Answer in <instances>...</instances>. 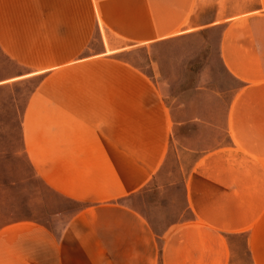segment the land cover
<instances>
[{
	"label": "crops",
	"instance_id": "crops-1",
	"mask_svg": "<svg viewBox=\"0 0 264 264\" xmlns=\"http://www.w3.org/2000/svg\"><path fill=\"white\" fill-rule=\"evenodd\" d=\"M198 10H211L202 27H220L219 66L237 82L223 118L190 120L224 132L206 148L176 146L186 121L153 74L118 57L149 46L153 63L157 45L193 35ZM0 48L33 64L19 77H39L22 121L28 163L83 205L57 232L1 227L0 264H264V0H0ZM171 156L180 210L160 226L142 191Z\"/></svg>",
	"mask_w": 264,
	"mask_h": 264
},
{
	"label": "rangeland",
	"instance_id": "rangeland-1",
	"mask_svg": "<svg viewBox=\"0 0 264 264\" xmlns=\"http://www.w3.org/2000/svg\"><path fill=\"white\" fill-rule=\"evenodd\" d=\"M210 16L211 10H208L202 19V10H198L200 25L192 28L193 35L157 45L153 63L149 46L118 55L144 68L149 75L153 74L160 83L159 92L164 102L175 115L180 114L174 118L186 121L176 129L180 140L176 146L181 143L206 148L224 139V132L218 128L204 129L202 135V124L190 121L202 116L223 118L231 91L237 85L219 66L216 45L220 27H202V20H208ZM99 32L96 27L95 39L88 47L92 44L98 46ZM32 68L34 66L28 59L14 60L0 48V82L9 80V83L0 85V228L11 222L32 221L57 232L83 205L45 186L25 156L23 114L39 77L19 76L30 73ZM199 81L208 87L195 89ZM181 176L182 168L176 156H171L163 166L159 184L150 182L143 188L144 198L159 203L160 208L155 214L160 226L180 210ZM170 182L176 184L167 190L162 188Z\"/></svg>",
	"mask_w": 264,
	"mask_h": 264
}]
</instances>
